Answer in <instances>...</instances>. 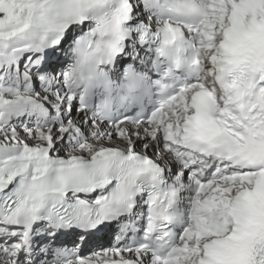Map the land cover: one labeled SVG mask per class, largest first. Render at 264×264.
I'll return each instance as SVG.
<instances>
[{
  "label": "snow or ice",
  "instance_id": "1",
  "mask_svg": "<svg viewBox=\"0 0 264 264\" xmlns=\"http://www.w3.org/2000/svg\"><path fill=\"white\" fill-rule=\"evenodd\" d=\"M0 264H264V0H0Z\"/></svg>",
  "mask_w": 264,
  "mask_h": 264
}]
</instances>
